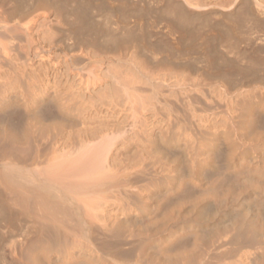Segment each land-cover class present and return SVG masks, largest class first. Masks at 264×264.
Listing matches in <instances>:
<instances>
[{
  "label": "bare ground",
  "instance_id": "bare-ground-1",
  "mask_svg": "<svg viewBox=\"0 0 264 264\" xmlns=\"http://www.w3.org/2000/svg\"><path fill=\"white\" fill-rule=\"evenodd\" d=\"M7 1L0 0V264H264V0H156L171 16L164 37L177 51L188 38L198 47L196 26L197 35L210 33L227 11L245 6L244 36L232 25L246 20L237 13V22L226 18L235 33L203 32L212 48L201 40L190 48L188 39L180 61L161 58L165 38L156 41L164 56L151 48L147 27L135 34L146 44L130 34L140 45L123 47L128 32L114 24L108 34L95 20L101 14L92 20L94 0H33L29 11ZM129 4L120 6L137 17ZM191 6L195 14L220 7L222 19L213 13L216 25L204 15L198 23ZM154 29L144 31L156 37ZM231 39L249 53L239 44V52L227 49Z\"/></svg>",
  "mask_w": 264,
  "mask_h": 264
},
{
  "label": "rangeland",
  "instance_id": "rangeland-1",
  "mask_svg": "<svg viewBox=\"0 0 264 264\" xmlns=\"http://www.w3.org/2000/svg\"><path fill=\"white\" fill-rule=\"evenodd\" d=\"M11 1H12V3H13V6H17L16 3H15V1H13V0H11ZM11 1L8 0V1H7L8 4H10ZM16 1H18V2L22 1L20 4H23V3H24V4H23L24 6H23V5H22V6L20 5V6H21L24 10H26V11H27L28 7H29V9H31L32 6H33L34 3H35L33 0H32L33 2L30 0L31 3H29V2H30L29 0H16ZM35 1H36V0H35ZM49 1H52L53 4H52V3H51V4L54 5V6H55L57 3L61 4V1H62V4H61V5H63L64 3L67 2L69 6L72 5V4H75L76 2H77V4H78L79 2H82V1H84V2H82V3H84V4H88V3H90V6H91V4L94 5L95 2H96V4H95L96 6L94 5L95 7L93 6V8H92V12H93V13L91 12V13H92V14H91V18L94 17V16L97 17V14H101L100 18L97 17L95 20H96V22H99V23L101 24V27H103V24L105 23V25H104L103 28H106V31H107L108 34L112 33V35H113L114 32H112V31H113V30L115 31V28L118 27V25H119V28H118V30H117V33H118V31H120L122 34H123V33L125 34V33L128 32V34H125V35L129 36V38H128L129 40L127 39V41H125V40H126L125 38H127V36H126V37L124 36L125 38H123V37H122V38H123L124 41H125L123 47H127V46H129V48L132 47L133 45H135V44L138 43V42H135V44H134V42H132L131 39H130L131 35H133V36H137V35H135V34H138V33H137V31H138L137 29L141 30L142 28L144 29L145 27H147V29H146V28L144 29L145 31H146V30H147V31H151V30L153 31V29H154V25H155V27L157 26L158 29L155 28L154 31L158 30V32L160 33V32H162V29H161L162 27L164 28L163 30H165V28H166V30H168L169 27H170L169 25L171 24L170 21H172V20H171V16H170V15L167 16V15H168V12H166V9H165V12H163V9H164V8H163V9L155 8V6H158V4H157L158 2H157V1H159V0H157V1L154 0V3L156 2L157 5L154 4L153 2H152L153 5H152V4H148V3H151V1H153V0H150V2H149V0H148V1H147V0H145V1H144V0H138V1H140V2H138V3H143V2H144L143 4L146 5V6H143L142 4H138L136 0H133V1H135V3H133L132 0H126V1H128L129 3H131V4L134 5V6H132V5H130V4L127 2V3L130 5V7H131L132 10H134V7H135V9L137 10V12L134 10V12L137 13V17H136V15H135V13L133 14V13H131V12H130L131 15L127 16L129 12L126 11V10H127L126 8H129V6H128L127 3H126L125 6H124V3H125L124 1H125V0H119V1H120V3L123 4L124 8L126 7V8H125L126 10H125L123 7H122L123 10H122V8H121V6H120V5H122V4L119 5V2H118V5H116V7H117V8H116V7H115V4H117V2H116V3L114 2V1H116V0L113 1L114 5H113V4H109V3H112V2H110L111 0H110V1H107V0H106V1H103V0H101V2L103 1L102 4L99 3V2H100L99 0H94L95 2H94V1L92 2V1H89V0H82V1H81V0H73L71 3L68 2V0H67V1H63V0H59V1H57V0H55L57 3H56L55 1H53V0H49ZM98 1H99V2H98ZM146 1H147L148 3H145ZM161 1H162V0H161ZM165 1H166V0H165ZM165 1L163 0V2H162L161 4L159 3V6H158V7H164V5H165ZM97 2H98V4H99V6H97ZM107 2H108V3H107ZM159 2H160V1H159ZM233 2H234V0H233L232 3H231L232 5H233ZM32 3H33V4H32ZM49 3H50V2H49ZM55 3H56V4H55ZM69 3H70V4H69ZM17 4H18V3H17ZM77 4H76V5H77ZM100 4H101V5H100ZM135 4H137V5H135ZM147 4H148V5H147ZM10 5H11V4H10ZM10 5H9V6H10ZM52 5H50V6H51V9H50V10L53 11V7H54V6H52ZM57 5H58V4H57ZM61 5H59V6H60V7H63V6H64V5H63V6H61ZM109 5H110V6L112 5V7H113L114 9H110V6H109ZM140 5L143 6V7H145V8H143V7H142V8L145 9L146 12H145L143 9H142L143 11L139 12V10L141 9V6H140ZM154 5H155V6H154ZM161 5H163V6H161ZM18 6H19V5H18ZM20 6H19V8H18V9H19L18 12H20V11L22 10V8H21ZM59 6H58V7H59ZM69 6H68V7H69ZM72 6H75V5H72ZM104 6H106V7H104ZM118 6H119V9H118ZM137 6H140V9H139V7H137ZM187 6H188V5H185V8H184V9H187V8L189 9V7H187ZM55 7H56V6H55ZM70 7H71V6H70ZM91 7H92V6H91ZM103 7H104V8H103ZM108 7H109V8H108ZM153 7H154V8H153ZM186 7H187V8H186ZM192 7H194V6H191V9H192ZM20 8H21V10H20ZM100 8H101V9H100ZM115 8L118 9V10L123 11V12H121V11H120V12H121L122 14H124V16H122V14L119 12V13L121 14V16H122V17L120 16V17H121L120 20H119V16H118V15H120V14L117 12L118 10L115 11V10H116ZM120 8H121V9H120ZM150 8H151V9L153 8L151 12H150ZM167 8H168V7H167ZM194 8H195V10H192V12L194 11L193 14H195V13H197V12L199 11V8H197V7H194ZM196 8L198 9V11H196ZM240 8L243 10L242 12L239 11L240 9L237 10V12H236V10L231 11V13L233 12L235 16H233V14H232V15H229L230 12L227 11L226 13L229 15V17H227L228 15L225 14L222 18H225V17H226V18H231L232 16L235 18L236 15H237V13H238L239 16H241V18L244 19V17H246L245 19L247 20V22H246V20H245L244 22H242L241 19H240V17L237 16V17H239V19H240V20L238 21V22H239L238 24H241L242 26H243L245 23L247 24V23H248V18H247V16H246V11H245V13H244L245 6L242 5ZM29 9H28V11H29ZM102 9H103V11H108L106 15H107V16H108V15H111L110 18H114V19L111 20V19L107 18V16L104 15V12H102ZM147 9H148V10H147ZM201 9H202L203 11L200 10L199 14H195L196 16L193 15L192 17H194V18L196 17V19H197V17H198L199 15H200V17H201V15H204L205 17H207V18L209 17V18H210L211 15H215V14H216V15H217V18L214 17V19H218L219 22H220V19H219V18H221V16L223 15V14H221V13H223L222 8H220V7H219V8H217V7L215 8V7H214V8H212V10H213V9H216L217 11H219V9H221V10H220L219 12H216V10H215V11H214V10H213V11L211 10L212 13H211V11L208 10V9H211V8H208V9H207L210 13H209L208 11L205 10L206 8L203 9V8L201 7ZM93 10H96L97 13H96L95 11H93ZM124 10L127 12V15L125 14L126 12H125ZM128 10H130V9H128ZM132 10H130V11H132ZM153 10H156L157 12H153ZM161 10H162V11H161ZM189 10H190V9H189ZM189 10H188V11H189ZM204 10H205L206 12H208L207 15L205 14L206 12H205ZM22 11H23V10H22ZM22 11H21V12H22ZM26 11H25V14H26ZM30 11H31V10H30ZM190 11H191V10H190ZM101 12H102V13H101ZM148 12L151 13V15H149V16H151V17H149L148 15H146L147 18H145V15H144L143 13L149 14ZM152 12H153V14H155V13L160 14V19L158 18L159 15L155 14V15L157 16V17H155V19H156L157 21L154 19V20H155L154 23H152L153 20H150V21L148 20V18H151V19L154 18V17L152 16V15H153ZM204 12H205V13H204ZM235 12H236V13H235ZM239 12H240V13H239ZM29 13H30V12H29ZM105 13H106V12H105ZM109 13H110V14H109ZM200 13H201V14H200ZM213 13H215V14H213ZM224 13H225V12H224ZM27 14H28V13H27ZM113 14H114V16H113ZM138 14H139V16H138ZM161 14H162V15H161ZM210 14H211V15H210ZM218 14H219V15H218ZM220 14H221V16H220ZM125 15H126L127 17H125ZM141 15H143L144 17L141 16ZM197 15H198V16H197ZM208 15H209V16H208ZM216 15H215V16H216ZM62 16H63V11H62ZM64 16H65V15H64ZM98 16H99V15H98ZM102 16H103V17H102ZM112 16H113V17H112ZM130 16H131V17H130ZM161 16H162V18H163V20H164L163 22L160 21V20H162ZM165 16H167V19H168V22H169V23H166V22H167V19H166ZM204 16H203V17H204ZM219 16H220V17H219ZM230 16H231V17H230ZM134 17H135V18H134ZM200 17H199V18H200ZM212 17H213V16H212ZM212 17H211V18H212ZM233 17H232V18H233ZM98 18H99V19H98ZM117 18H118V19H117ZM126 18H127V19H126ZM207 18H203V19H206V20H207ZM209 18H208L207 21H206V20H202V21H204L205 23H206V22H209V21L211 20V19H209ZM222 18H221V19H222ZM226 18H225V19H226ZM234 18H233V19H234ZM93 19H94V18H92V20H93ZM97 19H98V20H97ZM125 19H126V20H125ZM129 19H130V22H132V23H130V22L127 23V22H126L127 20L129 21ZM158 19H159V21H158ZM201 19H202V17L200 18V21H198V23H199V22L202 23ZM214 19H213L212 21H213V22L215 21V23H216V20H214ZM225 19H222V20H223V23H222V20H221V22L218 23L217 25H216L215 23L213 24L212 21H210V23H212V24H210V25H213V26L216 25V26H217V27H216V26L214 27L217 31H216L214 28H212V30L215 31L216 33H217V32L219 33V32H221V31H225L226 28H227V29H226V31H227L229 27H231V28L234 30V27H233L232 25H235V29H239V30H237V33H236L237 35L240 33L239 36H241V34L243 35V34L245 33L246 26H245V28H244V26H243L242 29H241V25H238V24L236 23V22H237L236 19H238V18H235L236 22H235V20H234V22H233V23H236L237 25H236V24H232V23H231L232 25H231V24H228L230 21L226 19V20H227V23H226ZM117 20L119 21V23H118ZM121 20H123V21H121ZM197 20H198V19H197ZM230 20H232V19H230ZM101 21H102L103 23H102ZM111 21H112V22H111ZM120 21H121L122 23H121ZM124 21H125L128 25L125 24V23L123 24ZM137 21L143 22V24L140 23V22L137 23ZM146 21L148 22V25H149V26H147V24L145 23ZM165 21H166V22H165ZM228 21H229V22H228ZM110 22H111V23H110ZM150 22H151V23H150ZM155 22H162V23H161V24H160V23H159V24H156ZM164 22H165L166 24H163ZM193 22L196 24L195 19H193ZM217 22H218V21H217ZM224 22L226 23V25H224V27H221L222 24H224ZM240 22H242V23H240ZM120 23H121V24H120ZM133 23H134V24H133ZM144 23H145L146 25H145ZM194 23H193V25H194ZM201 23H200V27H202ZM221 23H222V24H221ZM243 23H244V24H243ZM112 24H113V25H112ZM114 24L116 25V27H115ZM140 24H142V27H141ZM208 24H209V23H208ZM208 24H207V25H208ZM220 24H221V25H220ZM227 24H228V25H227ZM107 25H108V26H107ZM111 25H112V26H111ZM122 25H123V27H122ZM133 25H134V26H133ZM135 25H137L136 28H135ZM150 25H151V26H150ZM152 25H153V27H152ZM160 25H161V27H160ZM164 25H165L166 27H165ZM167 25L169 26L168 29H167ZM193 25L190 26V30H191L192 33L195 32V27H194ZM196 25H198V24H196ZM203 25H205V24H203ZM207 25H205V26L208 28L210 25H209V26H207ZM105 26H106V27H105ZM124 26H125V27H124ZM126 26H127V27H126ZM128 26H131V27H129L130 30H129ZM138 26H139V27H138ZM192 26H193L194 28H192ZM205 26H204V27H205ZM213 26H211V27H213ZM225 26H226V28H225ZM237 26H238V27L240 26V27L238 28ZM263 26H264V25H263ZM125 28H127V30H126ZM134 28H135L136 30H135ZM151 28H153V29H151ZM159 28H160V31H159ZM197 28L199 29L197 32H199V31L201 32L199 26H196V29H197ZM218 28H219V29H218ZM220 28H221V30H220ZM223 28H224V30H223ZM243 28H244V29H243ZM107 29H108V30H107ZM111 29H112V30H111ZM131 29H132V30H131ZM148 29H149V30H148ZM150 29H151V30H150ZM192 29H193L194 32L192 31ZM201 29H202V28H201ZM204 29H205V28H204ZM229 29H230V28H229ZM144 30H141V32H142V31L144 32V34H145V36H146V38H145L146 41H147V40H150V41H151L150 46H151V48H153V50H155L156 47H157V48L159 47V46H158V43H160V42H162V44H163V42H164V44H163V45L161 44V47H159V48H162V47H163V48H166V49L168 48L167 50H170L169 47L172 48L171 50H172L173 54H172V52L170 53L169 51H167V50H165V49H162V50H161V51H163V52H165V51L168 52V53H166V56H164V54H163L162 52H160V51H159V48H158V51H157V52H158V53H159V52L162 53V55L164 56V58H163V57L160 56V54L158 55V56H160L162 59H165L166 57L169 58V56L172 55V59H171V60H173V58H174L173 61H180V57H181V56H180L181 53H179L180 49H181V50L186 49V47L188 46V44L191 43L190 41L193 40V39L191 40V38H188L190 41H189L188 39H186V41H184V42L182 41L184 44H185V43L187 44V46H186V44H185L186 47H185L184 45L181 46V44H183L182 42L179 43L180 46H181V48L179 47L180 49H179V51H177V50H178V45H177V47H176L175 45L166 44V43H167V40L169 39V37H168V39H167V38L164 37V36H165V35L170 36V34H169L170 29L168 30V33H167V31H166V32L163 31V32H165L166 34L162 35V34H163V32H162V33H161L162 36H161V35L159 36V33L157 32L158 34H157L156 37H153V36H154V35H153L154 32H151V34H152L153 36L150 34V36H152V37L147 36V34H149V32H145ZM208 30H209V29H208ZM212 30L210 31V33H207V30H206V31L203 30V32H206L205 35L207 36L208 34H211V33H212ZM233 30H231V32L235 33L236 30H234V31H233ZM243 30H244V31H243ZM239 31H240V32H239ZM241 31H242V32H241ZM138 32L141 33L140 31H138ZM176 32H178V31H176ZM197 32L195 33V37H196V38H199V36H200L201 39H200V38H199V39L202 41V39H203L202 37H204L205 35L203 34V32H202V34H203L204 36H201V35H202L201 33H200V34L198 33V35H197ZM215 32L212 33V34H213V35H216ZM238 32H239V33H238ZM117 33L115 32V34H117ZM121 33H120V34H121ZM155 33H156V32H155ZM155 33H154V34H155ZM218 33H217V34H218ZM233 33H232V34H233ZM122 34H121V35H122ZM124 34H123V35H124ZM130 34H131V35H130ZM142 34H143V33H142ZM168 34H169V35H168ZM212 34H211V35H212ZM236 34H233V35H236ZM66 35H67L68 37H69V36L73 37L71 34L69 35L68 33H67ZM118 35H119V34H118ZM138 35H139V34H138ZM155 35H156V34H155ZM177 35H179V34L177 33ZM211 35H208V36H211ZM213 35H212V36H213ZM133 36H132V37H133ZM141 36H142V35H141ZM145 36H144V37H145ZM212 36H211V38H212ZM243 36H244V35H243ZM68 37L66 38V36H64V39H69ZM137 37H138V36H137ZM147 37H148V39H147ZM195 37H194V38H195ZM241 37H242V36H241ZM134 38H136V37H134ZM139 38H141V37L139 36L137 39H139ZM142 38H143V37H142ZM142 38H141V39H142ZM149 38H151V39H149ZM152 38H153V39H152ZM164 38H165L166 40H165ZM196 38H195V39H196ZM209 38H210V37H208V39H209ZM141 39H139V41H141V43H143V41H144L145 39L143 38V39H144L143 41H142ZM155 39H156V40H155ZM157 39H159V40H161V39L163 40V39H164V40H163V41H159V40H157ZM204 39H206V38L204 37ZM154 40H155V41H154ZM200 40H199V42L201 43ZM206 40H207V39H206ZM231 40L234 41L233 43H234L235 45H232L233 43H232ZM231 40H230V42L232 43L231 45H229L230 42H227V43H228V44H227V49H229L228 47H230V49L233 47L232 50L237 52V51H238L237 48L239 49L238 44L240 45V43L237 42V41L235 42L234 39H231ZM156 41H157V42L159 41V42L157 43ZM187 41H189L190 43H187ZM207 41H209V40H207ZM144 42H145V41H144ZM194 42H195V43L198 42V39H197V41L194 40ZM199 42L197 43V44H198V47H199ZM204 42H205V40L202 41L203 45L201 44V46H204V45H205V46H208L207 48H209V47L212 48V46H209V45H208V44H210L209 42H208V43H205V44H204ZM240 42H241V41H240ZM242 43H243L244 45H242ZM144 44H146V42H145ZM138 45H140V44L138 43L137 46H138ZM154 45H155V46H154ZM164 45H165V47H164ZM166 45H168V46H166ZM169 45H170V46H169ZM190 45H191L190 48H198V47H194V43H193V41H192V44H190ZM192 45H193V47H192ZM225 45H226V43H225ZM228 45H229V46H228ZM173 46H174V47H173ZM195 46H196V45H195ZM231 46H232V47H231ZM236 46H237V47H236ZM240 46H241V48H240V52H242V49H243L242 46H245V43H244V42H241V45H240ZM154 47H155V48H154ZM182 47H183V48H182ZM176 48H177V49H176ZM187 48H189V46H188ZM224 48H225V47H224ZM244 48H245V49H244L245 52H242V53H246V54H248L249 52L246 51V50H247V49H246V46H245ZM164 50H165V51H164ZM173 50H174V51H173ZM209 50H212V49H209ZM175 51H176V52H175ZM238 52H239V51H238ZM177 53H178L179 55H178ZM169 54H171V55H169ZM263 55H264V54H263ZM174 56H176V57H174ZM167 58H166L164 61H167V60L170 59V58H169V59H167ZM259 59H261V58H259ZM262 59H264V58H262ZM262 59H261V61H263V63H264V60H262ZM259 61H260V60H256L255 63H257V62H259ZM260 63H262V62H259V63H258L259 65L257 66V64H256L255 66H256V67H259L260 65H263V64H260ZM255 66H254V67H255ZM255 69H256V68H255ZM258 69H259V71H260L261 68L259 67ZM258 69H257V70H258ZM262 69H264V68L262 67Z\"/></svg>",
  "mask_w": 264,
  "mask_h": 264
}]
</instances>
